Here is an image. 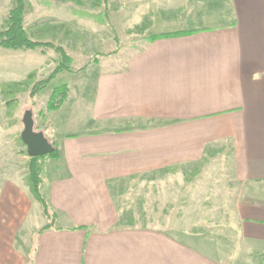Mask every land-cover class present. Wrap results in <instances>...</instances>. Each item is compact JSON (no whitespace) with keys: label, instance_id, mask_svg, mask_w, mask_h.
Listing matches in <instances>:
<instances>
[{"label":"crops","instance_id":"0c3cea01","mask_svg":"<svg viewBox=\"0 0 264 264\" xmlns=\"http://www.w3.org/2000/svg\"><path fill=\"white\" fill-rule=\"evenodd\" d=\"M203 1H140L145 39L194 33L145 41L121 66L102 59L86 129L60 134L54 124L58 156L41 193L55 223L37 234L47 225L38 205L42 223L25 264H219L191 237L122 226L114 189L222 155L239 186L234 234L264 257V0ZM155 23L160 32L151 34Z\"/></svg>","mask_w":264,"mask_h":264},{"label":"rangeland","instance_id":"374dc122","mask_svg":"<svg viewBox=\"0 0 264 264\" xmlns=\"http://www.w3.org/2000/svg\"><path fill=\"white\" fill-rule=\"evenodd\" d=\"M140 1L143 0H26L24 28L33 41L61 46L75 71L83 69L95 56L115 51L116 55L99 61L105 59L121 66L122 61L145 46L143 27L138 25ZM14 3L15 0H0V31L6 27ZM198 13L191 12L181 19L189 21L190 15ZM92 16L104 22L98 23ZM213 23L194 22L201 28ZM158 32L160 27L155 23L150 33ZM57 60L58 56L49 49L0 50V264H25L35 246L34 230L42 223H38L42 217L39 203L29 190V158L20 139L23 114L32 112L34 129L43 132L54 148V124L60 134H82L92 118V80L97 72H93V65L73 74L60 73L31 106L29 88L45 79L58 65ZM15 83L20 85L12 86ZM63 85L70 88L71 99L57 121L61 114L47 112L46 102L51 90ZM227 157L216 156L206 163L149 173L121 183L114 189L120 224L191 237L197 248L219 264H264V257L253 254L234 234L233 205L239 186ZM52 160L43 159V179Z\"/></svg>","mask_w":264,"mask_h":264},{"label":"trees","instance_id":"16d2710c","mask_svg":"<svg viewBox=\"0 0 264 264\" xmlns=\"http://www.w3.org/2000/svg\"><path fill=\"white\" fill-rule=\"evenodd\" d=\"M25 2L26 0H15L13 8L9 11L6 20V27L0 31V50L13 52H27L36 51L38 49H49L52 50L58 56V65L55 67V69L45 79L37 81L29 88L28 99L30 101L31 106L34 105L36 98L39 97L41 92L44 91L60 73L66 72L73 74L76 72H80L85 70L88 66L98 65L101 57L114 56L117 54V51H115L107 55H97L83 69L75 71L71 68L72 60L70 56L61 46H56L49 42L33 41L30 39L26 29L24 28L23 17L25 12ZM92 18L97 20L98 23L102 24V22H104L103 20L99 19V16H92ZM192 33L194 32L150 35L146 39V41L149 43H153L157 40L178 38L190 35ZM17 85H20V83L12 84V86ZM70 94L71 90L67 85L52 89L46 102V111L52 113L60 110L70 98ZM44 128L47 129V127ZM57 156L58 150L57 148H55L54 152L51 155L41 158H29L27 163L29 190L34 200L38 202L41 206L42 215L47 220V225L43 227L37 234H40L42 231L51 228L55 223V215L49 208L46 200L44 199L41 193V185L43 182V172L45 167L43 159H55Z\"/></svg>","mask_w":264,"mask_h":264},{"label":"water","instance_id":"95a60500","mask_svg":"<svg viewBox=\"0 0 264 264\" xmlns=\"http://www.w3.org/2000/svg\"><path fill=\"white\" fill-rule=\"evenodd\" d=\"M23 130L20 134V139L26 148L28 158H41L51 155L55 148L47 140L43 132L34 129V121L32 112L27 111L22 117Z\"/></svg>","mask_w":264,"mask_h":264}]
</instances>
